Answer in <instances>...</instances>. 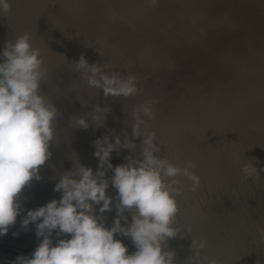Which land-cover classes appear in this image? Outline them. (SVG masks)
Segmentation results:
<instances>
[{
	"label": "bare ground",
	"instance_id": "6f19581e",
	"mask_svg": "<svg viewBox=\"0 0 264 264\" xmlns=\"http://www.w3.org/2000/svg\"><path fill=\"white\" fill-rule=\"evenodd\" d=\"M67 1L12 0L10 12H3L0 16V35L3 34L7 25L14 27L13 36L18 37L20 33L24 34V30L31 26L34 18L52 8L63 7L68 11L76 10L73 2ZM213 3L219 11L223 3L231 4L232 12L233 9L235 10L233 18L228 17L231 20L226 18L230 24L224 25L225 21L221 20L224 26L221 25L223 28L220 29L221 26L219 27L218 23L219 30L217 26V29L213 25L212 27L206 26L216 24L219 20L215 22L214 19L215 23H211L210 19L209 24L204 15H196L200 20L193 26L191 15L194 11L181 10L176 7L178 3H173L172 0H160L157 5L151 3L147 7L135 4L134 12L117 17L114 21L112 18L102 25V34H106L104 37L121 42L105 48L97 55L88 56L87 60L90 64L105 65L106 72L119 71L123 74H134L137 77L139 91L129 97H105L102 90L89 87L87 81L81 78V74L75 71L74 66L66 70L54 69L59 56L51 50L45 53L44 64L47 65L45 69L48 73V84L40 88V91L47 94L52 101L62 92H65L68 97L59 102L61 108L58 113L63 117L60 120L57 115L56 119L61 121L60 131L58 138L51 144V158L40 168L42 179L33 180V183L27 186L21 194L24 198L25 210L43 206L52 199L60 198L61 193L54 191V186L62 173L74 167L75 158L84 157L85 159L80 163L96 171L98 158L93 154L95 148L92 142L97 137L119 135L123 139L127 134L128 138L137 145L136 149L122 148L119 154L114 151L112 161L122 153L127 156H139L142 138L133 137L131 127L133 109L139 105L137 102L127 104L126 101L133 96L137 101L148 96L154 102L153 112L161 105L167 108L158 117L150 119L145 117V124L141 126L142 129L156 132L157 143L161 149L156 155L169 159L181 168L185 167L188 162H193L195 166L191 171L199 176L200 185H202L200 194L193 192L185 197L182 192L192 190L193 186V182L188 177L181 174L175 178H165L179 181L178 186L182 190L176 196L179 207L176 218L186 222L182 232L184 230L188 232L184 240L176 238L178 242L176 241V245L169 249L175 253V264H194L190 260L191 257H195L197 251L192 247L193 239L205 238L208 242L204 249L199 250L198 259L215 258L218 264H239L240 253L237 251L240 248L239 243H244V246L250 248L264 245L259 242V238L264 242V234L260 231L264 228V220L257 209L259 203L257 186L254 188L253 185L230 187L222 192L224 186L222 176L225 170L218 167L219 162L224 159L236 162L238 158L229 156V151L250 144L251 139L258 133L256 140L261 139V142L251 150L249 149L250 151L243 158L245 162H251L257 168L259 175L264 174V171H261L262 168L259 167V164L263 162L260 155L264 154L261 152L264 142V28L262 31L258 30V26L264 21V0H212V6L215 8ZM237 3L242 6L244 4L243 9L246 10L240 11ZM208 7L205 6L204 9ZM169 8H174L169 18L167 12L162 13V19L159 21L155 17L151 18L156 10L167 11ZM221 9L224 10L222 7ZM164 17L167 19L163 20ZM122 21H130L129 26L120 27ZM144 21L147 26H144ZM234 22L240 24L231 29ZM191 25L194 30L197 25L198 31L196 29L195 33L199 34L205 26L215 30L209 31L208 29V33L203 31L200 37L193 34L198 37L193 39L190 38L192 31L190 30V34L186 30L187 34H190L191 43L189 41L186 43H190L187 49L186 46H182L185 41L181 44L179 40L178 43L186 48L181 50L179 46L177 47L178 43H175L177 39L174 40V37L182 31V28L185 30L184 27L190 26L189 28L192 29ZM92 34V32L80 34L78 37L80 51L91 50L95 47L92 44L94 37ZM172 39L177 45H170ZM6 41H8L7 38L0 40V50ZM73 62L76 60L71 61ZM66 72L69 73L68 76L63 75ZM66 83L67 86L64 87ZM71 103L73 105L69 106ZM109 103L111 104L106 106ZM180 104L181 108L178 109ZM96 105L110 109L105 113L104 126L97 127L90 120L87 129L80 128L81 133L78 140L66 143L71 131L79 130V127H72V117L91 112ZM178 111L183 112L185 120L177 114ZM161 139L171 147V151H167L166 146L161 145ZM229 140L231 141L228 142ZM208 151L215 153L213 158L205 156ZM127 156L118 158L117 161L112 162L113 165L126 162ZM216 166L217 171L213 176L203 181L207 172ZM111 175L109 171L107 176ZM213 179L223 184L218 192H215L214 183H211ZM107 191L112 193V191L116 192V189L110 185ZM27 194L30 195L29 198ZM111 196L114 198L113 209L105 213L109 227L116 217V194ZM201 196L204 197L197 204ZM197 197L198 199L194 201ZM203 202L208 203L207 206H202ZM193 207H196L195 211L214 214L205 223L202 232L196 233L195 223H189L185 217V213ZM24 214L21 213L12 228L20 227L18 221ZM125 215L128 216V222H130L132 214L126 212ZM244 220H248L247 229L243 227ZM174 222L177 221L174 219ZM256 222H262V225L255 229V226L250 224ZM10 229L9 234L11 235L4 239L13 243L24 241L22 247L25 248V252H33L35 248L31 243L40 242L41 238L35 235L34 225H30L27 231L19 230L18 237L12 235L18 229L13 231ZM188 229H191V232ZM117 238L128 246L130 254L136 251L130 237L118 235ZM258 260L260 264H264L260 252Z\"/></svg>",
	"mask_w": 264,
	"mask_h": 264
},
{
	"label": "clouds",
	"instance_id": "9594fccd",
	"mask_svg": "<svg viewBox=\"0 0 264 264\" xmlns=\"http://www.w3.org/2000/svg\"><path fill=\"white\" fill-rule=\"evenodd\" d=\"M159 2L151 0L152 5ZM10 8L9 0H0V12H10ZM43 65L41 50L33 47L27 32L6 41L0 50V237L25 213L21 229L27 231L34 225L35 235L41 238L30 255L0 260V264H175V253L166 250V242L179 231L173 220L179 212L176 196L182 189L178 180L165 178L183 174L193 182L194 192L201 181L191 171L193 162L181 168L156 155L161 150L156 132L141 127L145 117L154 115L151 100L132 112V136L142 138L139 156L129 155L126 162L113 165L114 151L119 154L120 149L137 145L127 134L123 139L119 135L97 137L92 142L98 158L96 171L75 158L74 167L62 173L54 186L60 198L25 210L21 194L33 180L42 179L40 168L51 158V144L57 139L58 109L40 91L48 77ZM72 65L89 87L102 90L105 97H129L139 91L134 74L106 72L105 65L90 64L84 54ZM109 110L96 105L93 111L72 117L71 125L87 129L91 120L102 127ZM242 172L247 178L259 177L251 162L242 164ZM110 185L117 191L116 217L109 227L105 213L112 211L114 200L107 192ZM126 212L132 214L130 222ZM260 231L264 234V228ZM12 235L18 237L19 230ZM118 235L130 237L136 251L130 254ZM207 243L205 238L192 240L197 250L190 258L194 264H218L215 258L198 259Z\"/></svg>",
	"mask_w": 264,
	"mask_h": 264
},
{
	"label": "rangeland",
	"instance_id": "374dc122",
	"mask_svg": "<svg viewBox=\"0 0 264 264\" xmlns=\"http://www.w3.org/2000/svg\"><path fill=\"white\" fill-rule=\"evenodd\" d=\"M11 1L12 0H9V3H11ZM68 1L73 2V4L76 6V10L68 11V10L64 9L63 7H60L57 9L52 8L50 10L44 11L40 16H38L37 18H34L32 20L31 26L29 28L24 30V32H27L30 34L33 47L35 48L36 46H38L36 48H39L41 50V55L43 56L44 61L46 59L45 53L47 51L51 50L59 56V59L56 62L54 69L66 70V69L70 68L71 66H73L72 64L74 62L71 63V61L76 60V62H77L79 60L81 54H84L87 58L88 56L97 55L102 50H104L105 48H108L109 46L110 47L115 46L116 44L121 42V41L115 42V39L110 40L109 38L104 37V36H106V34H102V31H101L102 25L105 22L110 21L112 18H113L112 21H114L117 17L129 15L130 13L134 12L133 7L135 4L145 6V7H147L151 4V0H68ZM172 2L178 3V5L176 7L181 8V10L188 9L190 11H194L193 14H195V12L196 13L198 12V14H195V16L196 15L197 16L198 15H204L205 19L208 20V23H209L210 19H211L210 20L211 23H215L219 20L216 24H210L209 23L210 25H206L209 27H212V25H213V27H215V29H217L216 26L218 27V23L220 24L219 27L221 25H223L224 21H225L224 25L230 24V21H228V19L231 20L234 16V13H235L233 6H232L233 7L232 9H233L234 13L232 12V10H230L231 4L223 3L222 6L219 7L220 11L223 13L222 14L218 10V7L215 5V3H213V5H215V8H214V6H212V0H207V1L206 0H172ZM207 2L209 4H207ZM12 4L13 3H11L10 5H12ZM223 5L224 6L226 5L225 8ZM228 5L230 8L228 7ZM240 5H241V7H240ZM240 5L238 4V7L241 10L240 9H237V10L242 11V9L245 7H244V4H243V6H242V4H240ZM205 6H206V8H207V6H209L208 7L209 11H208V9H204ZM221 7L224 9L223 11H222ZM226 7L229 9V12H227L228 9ZM174 8H169V9H167V11L166 10H164V11L156 10L152 14L151 18L155 17V19L157 21H159L162 19V13L163 12H167V15L169 18L170 14L172 13V10ZM199 9L201 11L200 13H199ZM203 10L204 11L207 10V12L206 11L204 12ZM237 10H236V12H237ZM243 10H246V9H243ZM218 11H219V13H218ZM2 13L3 12H0V16L2 15ZM193 14L191 15V21L194 22V24H192L194 26L195 22L198 23L199 22L198 20H200V19H198L197 16L196 17L193 16ZM221 14H222V16H221ZM226 14L228 15L227 17L224 16ZM220 17L221 18L223 17V18L221 19ZM224 17H225V19H224ZM228 17H230V18L232 17V18L230 19ZM226 18H228V19H226ZM166 19H167V17L163 18V20H166ZM214 19H215V22H214ZM221 20L222 21L224 20V21L222 22ZM241 20H242V18H241ZM226 21H228V22H226ZM129 24H130V21H122V22H120V27L126 28L129 26ZM239 24H240L239 22H234L231 25V29L238 27ZM197 25H196V27H194L195 30L193 29V26L191 27L192 29L189 28L190 26H188V28L184 27L185 30H183V28H182V31L180 30L181 32H178L175 35L176 37H174V40L177 39L176 40L177 42H175V43H178V41L181 40L180 43L182 44V42L185 41L182 44V46L184 45L187 48V45L189 46V44L191 43L190 38H192V39L198 38L203 33V31H206L204 33H208L207 32L208 29H209V31L215 30V29L212 30L211 28L205 26L204 29L207 28V30L202 29L203 30L202 31L200 28V30L202 32L200 30H199V32H201V34H199L197 32L195 33V31L197 29ZM144 26H147V23L145 21H144ZM219 27H218V30H219ZM222 28L223 27L221 26L220 29H222ZM263 28H264V21L258 26V30L262 31ZM186 30L189 33H190V30L192 31V34L190 33L191 37H190V34H187L188 32H186ZM197 31H198V29H197ZM226 31H229V30H226ZM14 32H15L14 27L7 25L4 29V32H2L3 34L0 35V40L7 38L8 40L15 41L17 36H13ZM82 32H92L93 33L92 36H94V37L92 38V44H94V46H95L93 49L87 50V51H80V43L78 42V37L80 36V34ZM22 34L23 33H20L19 36ZM193 34H197L198 37H197V35L195 36ZM192 36H194V37H192ZM186 39H188V40H186ZM174 40L170 43V45H172V46L177 45V44L173 43ZM188 41L190 43L186 44V43H188ZM181 44L178 43L177 47L179 46V48L181 50H183L184 47H182ZM186 48H184V50ZM43 67L46 68L47 65L44 64ZM63 75L68 76L69 73L66 72ZM47 84H48V81L41 83L40 88H42L43 86H46ZM66 86H67V83L64 85V87H66ZM67 97H68L67 94L65 92H62L57 98H55L53 100V103L57 107L58 111L61 108V107H59V106H61L59 104V102L65 100ZM149 100H150L149 97L145 96L141 100L137 101L135 96H133L128 101H126V103L130 104V103H136L137 102V104L140 106L145 101H149ZM110 104L111 103L107 104L106 106H108ZM70 105H73V104L71 103V104H69V106ZM180 108H181V104H180V107L178 109H180ZM165 109H167L166 106L161 105L158 108V110L153 112L154 113L153 117H158L160 114H162V112ZM65 112H67V111H65ZM178 112L179 113H177V114L179 116H181L183 118V120H185V115L183 114V112L182 111H178ZM59 114L60 113H58V115ZM62 117H63L62 115L61 116L59 115L60 120L62 119ZM60 123H61V121H59V119H56L55 124H56V136H57V138H58V134L60 131V129H59L61 126ZM80 133H81L80 128H79V130H72L69 137H68V141L66 143L78 140L80 137ZM257 136H258V133H256L252 139L250 138L251 139L250 144H247L246 146H243L241 148H236L233 151H231V150L229 151V156H236L238 158V160L236 162L224 159V160L219 162L218 167H221L222 169L225 170V173L222 176V181L224 182L222 192H225L230 187H238V186H242V185L243 186H247V185L252 186L253 185V188H254L257 186L258 197H259V200H258L259 203H258L257 209L260 213V217L264 220V174L259 175V177L253 176L252 178H247V177H245L244 173L242 172V164L245 163L244 158H243L244 155L247 154L248 151H250L259 142H261V139L258 141L256 140ZM259 137H261V136H259ZM255 140H256V142H255ZM230 141L231 140H229L228 142H230ZM261 152L264 153V142L262 143ZM214 154H215L214 152L208 151V152H206L205 156L208 158H213ZM125 156H127V155L122 153L121 156L115 158L112 162H115L118 160V158H122ZM260 157L263 159V162L261 164H259V167L264 169V154L260 155ZM77 159H79V161L82 162L85 158L79 157ZM216 171H217V166L210 169L202 180L204 181V180L210 179ZM31 183H33V182H31ZM211 183H214L215 192H218L220 190V186L223 185L221 182H218L216 179H213L211 181ZM201 188H202V185H200L199 188L195 192L200 194ZM193 192L194 191H192V190H189V191L185 190L182 193H183V196L188 197ZM114 193L116 194V192H114V191H112V193H111V191L108 192L109 195H112ZM27 197L29 198L30 195L27 194ZM203 197L202 196L199 197L200 200L197 201L196 203L199 204ZM197 199H198V197L195 198L194 201ZM207 204L208 203L203 202L202 206H207ZM195 210H196V207L191 208L190 211H187L185 213V217L189 220V223H195L194 230H196V233H198V232L203 231L205 223L214 214L210 213V212H199V211H195ZM206 210H210V209H206ZM177 215H176V217H177ZM176 217L174 219L177 222L173 223V227L179 229V231L175 237L169 238L167 240L166 248L168 250L176 245V241L178 242V240L176 238H178L179 240H184L185 236L188 235L187 230H184L182 232V229L184 228V225L186 222H184L181 219H177ZM20 219H22V218H20ZM247 221L248 220H244V222H243V227L245 229H247ZM18 222L20 223V221H18ZM250 225L255 226L254 228L256 229L257 227H260L262 225V222H256V223H252ZM17 229L21 230V227H14L10 230L13 231V230H17ZM186 232H187V234H186ZM10 235L11 234H9V232H8L3 237H0V260H4V261L14 260L18 255H21V254L30 255L32 253V252H25V248L22 247L24 241H21L19 243H13L9 240L4 239V238L9 237ZM245 237H247V236H245ZM259 242L261 244H264V242L260 238H259ZM31 245H32V247L35 248L37 246V243H31ZM238 246L240 247L239 249H237V251L240 253L239 264H260V260H258L259 252H260V256H262V259H264V245L250 248V247L244 246V243H239Z\"/></svg>",
	"mask_w": 264,
	"mask_h": 264
},
{
	"label": "snow or ice",
	"instance_id": "6c2138e0",
	"mask_svg": "<svg viewBox=\"0 0 264 264\" xmlns=\"http://www.w3.org/2000/svg\"><path fill=\"white\" fill-rule=\"evenodd\" d=\"M161 145L166 146L167 151H171V147L169 145H167L166 142L163 139H161Z\"/></svg>",
	"mask_w": 264,
	"mask_h": 264
}]
</instances>
